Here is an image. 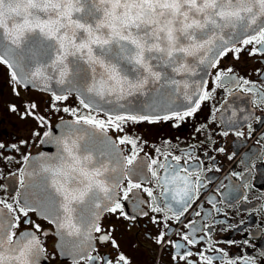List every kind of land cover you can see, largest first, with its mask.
Instances as JSON below:
<instances>
[{
	"label": "snow or ice",
	"instance_id": "snow-or-ice-1",
	"mask_svg": "<svg viewBox=\"0 0 264 264\" xmlns=\"http://www.w3.org/2000/svg\"><path fill=\"white\" fill-rule=\"evenodd\" d=\"M248 45L253 46L249 55H264V0H0V65L12 70L11 79L17 85L51 92L53 101L66 100L75 92L87 110L63 109L75 119L64 122L59 136L43 133L44 142L55 145L56 153L40 158L44 163L39 171L32 164L31 170L23 173L20 184L26 194L14 198V203L0 199V264H40L46 258V247L36 234L42 232L41 225L30 213L55 225L61 249L73 264L82 260L88 264H130L123 254L115 261L92 255L94 241L119 247L111 230L101 228L100 220L103 213L118 209L125 219H136L123 212L117 191L127 179V199L128 191L141 187L131 177L143 174L142 162L130 167L136 160L137 141L129 136L114 140L108 136L109 130L122 132L129 122L193 116L211 94L203 77L193 82L195 87L188 77L199 75L198 69L207 74L206 70L215 68L229 52L238 54ZM232 71L221 70L215 76V87L225 88L230 95L233 88L241 87V81L250 83L229 76ZM178 76L181 79H176ZM53 81L62 87L52 89ZM242 90L256 95L255 85ZM181 95L183 102L177 104ZM140 96H149L150 102L128 100ZM252 103L264 104V94ZM35 108L34 103L26 105V113L35 115L31 111ZM11 110H17L15 105ZM101 114L106 118H100ZM35 118L45 126L42 116ZM257 121L264 126V121ZM237 135L243 133L237 131ZM122 144L131 145L129 156L123 155ZM172 160L175 165L159 164L165 177L160 178L155 170L152 175L158 182L163 180L168 201L165 208L179 221L197 198L198 189L206 185L199 168H183L179 156ZM152 164L157 161L153 159ZM180 171L187 175H179ZM177 181L182 187H169ZM144 191L153 197L151 189ZM173 202L178 205L175 209ZM152 211L162 209L153 206ZM22 223L31 224L32 230L17 232ZM200 230L192 228L193 233ZM164 235L161 233L156 243L164 242ZM183 240L196 243L188 235ZM173 247L179 250L185 245L175 243ZM201 259L211 264V258L201 254ZM220 259L221 264H235ZM242 264H256V260L245 257Z\"/></svg>",
	"mask_w": 264,
	"mask_h": 264
},
{
	"label": "flooded vegetation",
	"instance_id": "flooded-vegetation-1",
	"mask_svg": "<svg viewBox=\"0 0 264 264\" xmlns=\"http://www.w3.org/2000/svg\"><path fill=\"white\" fill-rule=\"evenodd\" d=\"M252 47L248 45L238 54L229 52L215 68L210 69L206 89L211 98L202 101L193 116L155 123L129 122L122 132L109 130L108 136L114 140L129 136L137 141L136 160L130 167L142 162L143 174L131 177L134 183H141V187L128 191L127 199L124 198L127 179L117 191L123 212L136 219H125L118 209L115 213H103L100 220L101 228L111 230V238L119 247L94 241L92 255L115 261L119 254H123L130 264H206L201 254L211 258V264H221V257L225 261L234 260L235 264H242L245 257H253L256 264H264V139L261 138L264 137V126L257 121V118L264 121V104L252 103L264 94V55H249L248 50ZM229 68L233 70L229 76L250 82L243 85L241 81V87L233 88L231 95L225 88L215 87L216 74ZM253 85L255 96L242 90ZM31 103L36 105L31 110L35 115L26 113V105ZM12 105L16 111L11 110ZM65 107L78 112L87 111L74 94H68L66 100L53 101L49 92L15 84L8 67L0 65V145H3L0 147V199L14 203V198L19 197L24 189L20 179L26 164L33 161L39 171L44 163L40 158L56 153L55 145L44 142L43 133L51 131L59 136L61 129H54L55 126L75 119L63 111ZM40 116L46 122L44 127L35 118ZM100 118L106 117L101 114ZM250 127L255 130L250 131ZM237 131L243 135L238 136ZM224 132L228 134L223 135ZM119 147L124 156L131 154V145ZM219 148L224 151H217ZM173 156L180 157V165L185 169L190 166L199 168L201 181L206 185L198 189L197 198L179 221L173 211L165 208L168 201L163 180L158 182V178L152 175L155 170L160 178L165 177V169L159 164L170 162L175 165ZM153 159L157 161L156 165L152 164ZM179 175L185 176L187 172L180 171ZM39 179L36 177L35 183ZM177 186L182 187V184L177 181L176 185H169ZM144 189H151L155 200ZM153 206H159L162 211L153 212ZM177 207L173 202V208ZM197 212L200 215H196ZM29 215L41 225L42 232L36 234L47 250L46 258H42L40 264H73L72 258L61 249L55 225L37 213ZM193 221L191 227H185ZM192 228L201 230L193 233ZM25 230H32V225L22 223L16 231ZM161 233L165 234L164 242L158 244L156 238ZM184 235L196 243L188 244L183 240ZM175 243L185 247L178 250L173 247ZM188 252L193 255L186 256ZM181 255L185 258L181 259ZM81 264L88 262L82 260Z\"/></svg>",
	"mask_w": 264,
	"mask_h": 264
},
{
	"label": "water",
	"instance_id": "water-1",
	"mask_svg": "<svg viewBox=\"0 0 264 264\" xmlns=\"http://www.w3.org/2000/svg\"><path fill=\"white\" fill-rule=\"evenodd\" d=\"M210 69L211 68H209V69L206 70L207 74H205L204 71H199V69H198L199 75L188 77V80L192 84V86L195 87V83H193V82H200L201 77H203V79L206 80V78H207V76L209 74ZM10 71H12V70L10 69ZM176 79H181V77L178 76V77H176ZM21 85H23V84H21ZM24 87H26V86H24ZM60 87H62V86L57 85L54 81L52 82V89L56 90V89H58ZM27 88H31V87L28 86ZM33 89H36V88H33ZM37 90H40V89H37ZM191 90L192 89L190 88L189 91H191ZM45 92H47V91H45ZM71 94H75L77 96V94L75 92H73ZM109 99H114V97H109ZM128 100L132 101V103H137V102H150V97L149 96H140L138 99L136 97H129ZM181 102H183V96L182 95L179 96V98L176 100V103L177 104H179ZM101 103H103V101H101ZM121 103H127V101H121ZM62 127H63V124L60 125V126H58V127H55L54 129H62ZM29 167H30V164L27 165L25 172L26 171H29V169H30ZM38 183L39 182H37L36 184H38ZM36 189H37L36 190L37 194H39V188H36ZM23 194H26L25 193V189L22 192V195Z\"/></svg>",
	"mask_w": 264,
	"mask_h": 264
}]
</instances>
